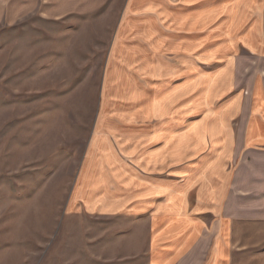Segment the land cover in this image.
<instances>
[{
	"label": "rangeland",
	"instance_id": "rangeland-1",
	"mask_svg": "<svg viewBox=\"0 0 264 264\" xmlns=\"http://www.w3.org/2000/svg\"><path fill=\"white\" fill-rule=\"evenodd\" d=\"M145 1L167 8V0ZM127 2L0 0V264H148V216L91 217L70 208L85 164L116 160L104 141L94 144L95 135L102 126L131 124L106 121V114L167 113V87L163 97L152 96L161 87L149 56L135 74L137 97L103 104L105 69ZM204 2L220 11L210 45L250 32L264 41V0ZM245 50L240 44L228 54ZM227 55L206 60L205 72L224 65ZM122 150L120 159L131 161ZM239 164L232 251L236 264H264V175L252 174L264 158Z\"/></svg>",
	"mask_w": 264,
	"mask_h": 264
},
{
	"label": "crops",
	"instance_id": "crops-1",
	"mask_svg": "<svg viewBox=\"0 0 264 264\" xmlns=\"http://www.w3.org/2000/svg\"><path fill=\"white\" fill-rule=\"evenodd\" d=\"M176 1L163 9L128 0L105 69L103 104L137 97L135 74L149 56L161 87L152 96L163 97L167 87V113L106 114V121L131 124L102 126L95 135L94 144L104 141L116 160L85 164L70 208L91 217L148 216V264H236L239 163L264 158V41L250 32L210 45L219 7ZM240 44L246 50L229 56ZM219 54H228L226 63L205 72L206 60ZM154 121L159 125L146 124ZM117 148L132 160H121ZM257 169L264 175V165L253 175Z\"/></svg>",
	"mask_w": 264,
	"mask_h": 264
}]
</instances>
